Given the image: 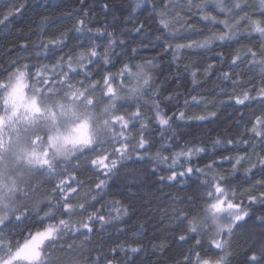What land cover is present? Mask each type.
<instances>
[{
  "label": "snow or ice",
  "instance_id": "obj_1",
  "mask_svg": "<svg viewBox=\"0 0 264 264\" xmlns=\"http://www.w3.org/2000/svg\"><path fill=\"white\" fill-rule=\"evenodd\" d=\"M86 3L87 0H80L81 8L60 13L72 21L71 27L67 24L57 25L47 34L44 26L51 27L49 22L54 17L41 16L37 40L19 46L20 54L8 61L9 65L17 66L15 71L10 73L6 84L0 81V89H5L3 102L12 109L7 114V120L4 114H0V248L7 244L6 255H0V264H120L115 256L109 259L103 251L97 252L96 259L90 262L80 253L93 243L94 236L108 227L115 228L117 232L127 231L124 218L130 215L131 210L122 201L105 197L110 195L111 182L118 179L121 168H125L128 161L135 163L145 158L157 170L159 164H167L170 174L161 175V182L167 180L175 183L179 180L185 188L192 189L187 199L180 201L185 207L171 209L173 219L181 225L187 220L190 225L187 231L180 229V234L176 236L177 245L182 248L194 239L187 252L180 253L182 260H177L176 264H231L234 244L249 223L247 218L252 215V206L264 205V135H261L264 114L245 119L249 113L264 109V43L257 49L252 44L240 42L242 36L253 32L264 38V21L249 15L247 0H187L181 7L193 15L198 11L200 19L206 22L204 29H201L196 23L189 22L190 17L180 14L181 9L175 0H163L162 6L152 3L147 15V19H151L155 13L163 31L149 39L150 32L145 22L136 20L127 35L135 33L139 39L129 49V43L124 38L125 30L122 29L117 35L115 30H109L107 23L100 27L91 26L95 14L93 6L85 7ZM141 4L148 7L145 0H137L136 7ZM257 4L264 11V0H257ZM210 6L214 11L208 10ZM25 7V0H4L0 3V24L7 25L9 17ZM113 8L110 0H104L102 11L105 16ZM124 19L130 21L132 18L125 16ZM178 24L179 28L176 27ZM182 31L198 33L202 38L191 39L190 36L181 35ZM178 40L185 42L174 43ZM154 41L163 42V53L171 50L173 63L183 59L182 49L211 53L216 42L235 41L240 44L230 50V59L227 60L229 71L218 75L219 79L230 82L231 91L220 87V92L227 95V102L232 103L239 117L236 123L243 122L246 131L255 133L256 138L248 136L245 139L241 134L234 139L226 136L223 140L217 138L212 141L213 149L226 145H232L235 149L233 153L219 157L231 163L226 173L217 167L215 159H210L203 166H194L191 163L193 158L207 154L209 149L196 143L174 145L178 139L175 128L173 134H167V129L172 128L173 124L184 122L186 126L188 121H207L217 116V111H207L208 105L216 107L224 105L226 101L191 95L193 103L205 105L203 114L189 115L187 111L178 109L169 115L157 99L162 89L152 71L158 67L160 53L156 57L136 59L142 49L154 47ZM117 48L120 49L119 53L115 51ZM32 52H35V57ZM214 54L223 65L224 53ZM119 56L130 58L120 60L117 66L114 61ZM45 60L48 63L43 62ZM242 64L253 67L241 68ZM256 67L259 68L258 82L254 77L247 80L242 78ZM112 68L117 70L115 75ZM216 68V65L207 63L203 77H209ZM95 69H103L98 79L92 78ZM184 70L192 84L199 86V68L191 59L184 65ZM26 77L32 81L35 93L30 98H26L24 92ZM97 88L101 90L103 100L95 98ZM61 92L64 98L83 100L85 105L93 108L97 103H102L100 116H111V120L103 119L100 134L95 140L86 133L72 137L49 134L44 150H38L36 145L43 141L36 131L38 122L40 119H55L53 102L62 111L66 107H76L75 104L65 105L56 99ZM178 94L176 91L170 92L163 100L176 101ZM25 99L27 103H22ZM188 105L186 98L185 108ZM21 107L26 109L28 115H19ZM117 111L123 114L115 115ZM14 118L22 120L23 125L16 127ZM6 123L12 124L14 135H6ZM248 124L252 127L248 128ZM153 125L157 127L154 129ZM86 126L85 122L83 127ZM154 133L159 135V146L153 153L152 148L156 145ZM69 144L71 148L67 146ZM241 145H247L248 150L241 151ZM166 149L172 150L165 154ZM169 160L171 163H168ZM177 168L180 170L177 171ZM241 169L249 184L242 190L231 185V178ZM5 177L9 178L10 185L4 183ZM21 184H26V188H20ZM6 187L13 193L19 190L29 200L28 204L22 205L23 212L11 207V196L5 199L3 190ZM245 197L248 204L243 203ZM201 205L203 215L196 211ZM189 209L196 211V214L190 217ZM33 213L41 225L35 231L29 230L23 243L17 242L13 248L7 235V226L12 223L9 215L15 214V224L19 225L30 219ZM256 219L264 225V213ZM209 222L214 230L208 240V248H204L200 236L202 228ZM143 229L141 223L140 229L131 235L140 238ZM158 247L163 252L167 245L161 241ZM253 247L254 243L248 244L245 251ZM141 249L142 245L139 244L120 243L109 251L129 256ZM245 264H264V243H261L258 251H251Z\"/></svg>",
  "mask_w": 264,
  "mask_h": 264
},
{
  "label": "trees",
  "instance_id": "obj_2",
  "mask_svg": "<svg viewBox=\"0 0 264 264\" xmlns=\"http://www.w3.org/2000/svg\"><path fill=\"white\" fill-rule=\"evenodd\" d=\"M4 0H0L3 3ZM156 3L162 6L163 0H155ZM104 0H87L85 7L92 5L95 19L93 20L92 27H100L107 23L109 30H115L120 32L125 30L124 38L129 43V49L134 45V42L139 39L135 33H131V36L127 35L136 21H125L124 17L126 12L122 8L121 4L117 2L111 12L105 16L102 11V5ZM178 8L181 9L180 14L190 17V23H196L198 27L204 29L205 23L200 19L197 11L196 15L192 12L184 10L181 6L187 3V0H175ZM26 7L19 13H14L9 17L8 24H0V65L5 67L8 65L10 59L15 58L20 54L19 46L30 41H36L38 35V29L40 26L41 16L54 17L49 25L44 26V32L50 33L57 25L67 24L71 27L72 21L66 17L60 15L61 12H71L74 8H81L80 0H25ZM210 11L214 9L210 6ZM2 11V9H0ZM148 12H145L139 20L144 21L146 28L150 32L149 39L152 36L159 35L160 31H163L162 26L159 25L158 19L155 13L152 14L151 19H147ZM175 15V12H173ZM180 27V25H176ZM159 29V31H158ZM62 30V29H61ZM181 35L190 36L191 39L202 38L198 33H185L181 32ZM147 42V41H146ZM185 42L183 40L174 41ZM240 42L244 44H251L252 38H245L242 36ZM154 47L142 49L140 55L136 57L137 60L143 57H156L158 53V67L152 69L156 76V83L161 85V95L157 97L161 101L162 107L168 111L169 115L179 110H184L189 115L203 114L205 109L204 104L197 105L191 101V95H200L207 97L209 100L220 101L224 100V105H218L214 107L209 104L207 111H217V116L210 118L207 121H188L186 126L184 122H180L176 126V135L178 139L174 141V145L183 146L187 143L202 144L209 149L207 154H202L199 158H193L191 163L194 166H203L210 159H215L217 167L227 172L231 168L229 161L219 159L222 155H229L235 151L232 145H226L224 147L212 148V141L219 138L225 139L226 136L235 138L241 135L245 125L243 122L237 124L239 119L238 115L234 112L232 103L227 102V95L220 92V87H226L228 91H231L230 82L223 81L218 78L220 72L229 71V65L227 60L230 59V50L232 48L239 47L240 44L235 41L232 42H216V47L211 53L199 52L194 50L182 49L183 59L178 63L172 62V52L169 50L166 53L162 52V41H154ZM223 44V46H221ZM66 52L67 49H64ZM116 53H119L120 49L117 48ZM215 52H223L225 56V63L220 64L219 59L215 56ZM32 56L35 57V52H32ZM123 59V56H119L114 62L119 66V61ZM191 59L199 68L200 80L199 86L192 84L191 78L184 70V65ZM35 62V60H33ZM48 63V61H43ZM207 63H211L217 66L216 70L209 74V77H203V70ZM95 68V66H93ZM252 65L242 64L241 68H252ZM115 70V68H112ZM103 69H95L93 79H98ZM239 71V69H237ZM249 77H254L255 81H259V68H254L253 71L247 72L242 78L247 80ZM80 79V77H77ZM219 86V87H217ZM191 90V91H190ZM176 91L178 94L176 101H165L164 96H167L170 92ZM190 92V94H189ZM150 93V90H149ZM188 99L189 105L187 108L184 106L185 99ZM253 107H256L255 105ZM157 126L153 125L155 129ZM249 134H244V138L247 139ZM153 139L156 141V145L152 148V152L156 151V147L159 146V135L154 133ZM172 149H166L167 154ZM248 150L247 145H241V151ZM259 151V147L257 148ZM214 153V154H213ZM168 163H171L169 160ZM180 169L177 168V171ZM255 171V170H254ZM169 170L167 164L161 163L158 166V170L153 167V164L149 162L147 158L135 163L128 161L125 168H121L118 179L112 181V188L110 195L105 199H117L126 204L131 210L130 215L125 219V223L128 226L126 232H117L115 228L108 227L105 231L99 233L93 237V243L89 244L87 248L80 253V255L86 258L89 262L96 259L97 252L103 251L108 255L109 259L115 256L120 264H175L176 260H182L181 252H187V249L194 243V239L190 240L187 244H184L181 248L176 243V236L180 234V229L183 225L173 219V207H185L180 201L187 199V194H190L192 189L185 188V186L178 180L175 183L170 181L161 182L159 177L161 175H168ZM202 179V178H201ZM199 182V181H197ZM231 185L237 186L241 190L249 186L248 180L244 178L243 170L236 173L231 178ZM194 187V186H193ZM203 190V189H201ZM179 199H176V198ZM239 202V201H238ZM244 204H248V200L245 197L243 199ZM99 207V205H97ZM252 215L249 223L245 225L243 235L234 244V255L231 264H245L247 257L251 254V251H258L261 243H264V225L256 219L258 215L264 213V205L256 204L252 206ZM143 223V235L140 238H134L131 234L140 229V225ZM123 227L124 225H118ZM161 241L165 242L166 250L161 252L158 245ZM125 243L133 246L139 244L142 245L141 251L138 253H130L129 256H125L123 253H111V249L114 245ZM254 243L255 247L248 251H245L248 244ZM102 246V247H101ZM204 248H208L207 242L203 244ZM198 251L200 249H197ZM129 257L131 259L129 260Z\"/></svg>",
  "mask_w": 264,
  "mask_h": 264
},
{
  "label": "clouds",
  "instance_id": "obj_3",
  "mask_svg": "<svg viewBox=\"0 0 264 264\" xmlns=\"http://www.w3.org/2000/svg\"><path fill=\"white\" fill-rule=\"evenodd\" d=\"M117 2L121 4L122 8L126 12V16L131 17L132 18L131 21H136V20H139L140 17L145 12H148L151 10L152 3H154L155 0H145V3L148 5L147 8L144 7V4H141L140 7H136L137 0H110V3L114 7ZM111 11L112 10H110V12ZM247 11L253 19H259L261 21H264V11H262L259 8L257 4V0H247ZM116 33L117 35H120V32H116ZM245 38H252L251 44L255 46L257 49H259L261 44L264 43V38H262L259 33L253 32L250 35L246 34ZM128 58H130V56L123 57V59H128ZM21 63H23V61H21ZM16 67H17L16 65H9V64L6 67L4 65H0V81L6 84L10 73L15 71ZM116 71H117L116 69L112 70L113 75L116 74ZM117 82H118V78H117ZM4 91L5 89H0V114H4L5 119L7 120V114L10 113L12 109L10 106H6L3 102L2 97H3ZM24 92H25L26 98H30L33 95H35L32 89V81L27 79V77H26V85L24 88ZM95 98L97 100H103L101 90L99 88H97L95 91ZM56 99L61 100V102L64 103L65 105L75 104L76 107H71V108L66 107L62 111L61 109L57 108L55 103L53 102L52 110L55 113V119L54 120L51 118L40 119L38 122L39 127L36 129V131L38 132V134H40L43 137V141L39 142L36 145L38 150H41V151L44 150V148L47 145V137L49 134H59L60 136H64V137H72V136H78L83 133H86L88 136L92 137L95 140L100 134V128L103 125V119L111 120V116H106V117L100 116V113L103 107L102 103H97L96 106L93 108L91 106L85 105L83 100L73 101L71 98H64L63 92L59 93ZM103 102H107V101H103ZM22 103H27V99H25ZM114 114L120 115L123 113L117 111ZM261 114H264V109H260L254 114L249 113L248 115H246L245 119L248 120L253 115H261ZM19 115L20 116L28 115L24 107H21L19 109ZM148 115L151 116L153 114L148 113ZM85 122L87 125L86 128L83 127ZM23 123L24 122L22 120L18 118H14V124L16 127L18 128L21 127ZM49 125H52V127L49 128L48 127ZM251 127L252 125L248 124V128H251ZM117 128H118V125H117ZM173 128H175V131L177 130L175 124H173L172 128L167 129V134H173ZM5 132H6V135H9V134L14 135L12 124L6 123ZM241 134H249V133L246 131L244 127ZM30 135H31V132L29 133V136ZM261 135H264V128L261 129ZM249 136L253 139L256 138L255 133H251L249 134ZM67 146L69 148L72 147L71 144ZM49 151L51 153L52 150L49 149ZM13 176H15V173H13ZM32 182L34 183L35 181H32ZM4 183L6 185H10L11 182L8 177L4 178ZM26 186H27L26 184H21L20 188H26ZM3 195L6 200L9 196H11L12 197L11 202H10L11 207L18 208L20 212H23L24 210L22 205L29 203V200L25 199V197L22 195V193L19 190L13 193L9 191L8 187H6L3 190ZM3 211L7 212L9 211V209H3ZM188 211H189L190 217L192 215H195L196 211H198L200 215H203L202 205L199 206L196 211H193L190 209ZM9 219L12 221V223L8 224L7 226V235L12 241L13 248H15L17 242L23 243L25 235L27 234L29 230L35 231L36 228L41 225V221H39L36 218L35 213L32 214V217L30 219L24 220V222L19 225L15 224V214H10ZM189 227L190 225L188 221L187 220L184 221L183 228L185 229V231H187ZM213 230H214V226L211 225L210 222L202 228L200 238L203 244L204 242H207V245H208V240L210 236L213 234ZM209 251H211V249H209ZM6 252H7V244L5 243V246L3 248H0V255H6ZM176 261H175V264H176Z\"/></svg>",
  "mask_w": 264,
  "mask_h": 264
}]
</instances>
